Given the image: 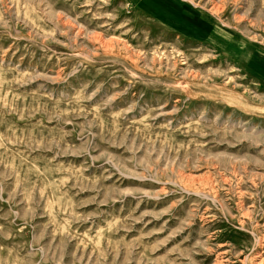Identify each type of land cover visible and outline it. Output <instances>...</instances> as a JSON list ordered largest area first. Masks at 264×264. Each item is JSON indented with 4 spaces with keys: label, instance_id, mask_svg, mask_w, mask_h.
<instances>
[{
    "label": "rangeland",
    "instance_id": "1",
    "mask_svg": "<svg viewBox=\"0 0 264 264\" xmlns=\"http://www.w3.org/2000/svg\"><path fill=\"white\" fill-rule=\"evenodd\" d=\"M252 54L264 0H0V264H264Z\"/></svg>",
    "mask_w": 264,
    "mask_h": 264
},
{
    "label": "crops",
    "instance_id": "2",
    "mask_svg": "<svg viewBox=\"0 0 264 264\" xmlns=\"http://www.w3.org/2000/svg\"><path fill=\"white\" fill-rule=\"evenodd\" d=\"M180 31L183 33H187L188 35H190L189 32L191 33V30L189 29H180ZM248 65L249 68H252V71L256 72L260 77L264 78V57L257 54H252Z\"/></svg>",
    "mask_w": 264,
    "mask_h": 264
}]
</instances>
